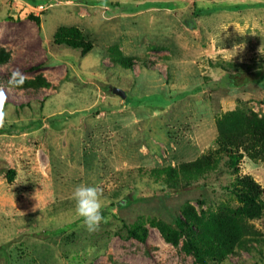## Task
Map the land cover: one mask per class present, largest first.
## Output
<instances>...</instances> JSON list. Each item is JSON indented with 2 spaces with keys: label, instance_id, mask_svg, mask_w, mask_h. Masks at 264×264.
<instances>
[{
  "label": "rangeland",
  "instance_id": "obj_1",
  "mask_svg": "<svg viewBox=\"0 0 264 264\" xmlns=\"http://www.w3.org/2000/svg\"><path fill=\"white\" fill-rule=\"evenodd\" d=\"M228 62L264 68V0H0V90L14 109L0 131V264H195L184 236L174 245L158 225L236 207V175L264 202V164L245 154L235 174L221 155L186 188L155 179L214 149L219 117L264 119V80L228 88ZM80 184L103 190L107 223L94 233L75 211ZM247 225V248L217 264H264V214Z\"/></svg>",
  "mask_w": 264,
  "mask_h": 264
},
{
  "label": "trees",
  "instance_id": "obj_2",
  "mask_svg": "<svg viewBox=\"0 0 264 264\" xmlns=\"http://www.w3.org/2000/svg\"><path fill=\"white\" fill-rule=\"evenodd\" d=\"M196 11L195 16L201 13L199 9ZM34 20L38 23L39 17L35 16ZM57 37L62 38L63 35L58 33ZM68 42L75 47L79 45L75 40L70 39ZM87 50L88 47L82 48L83 53ZM219 64L218 66L226 71L223 83L228 88L264 80L263 67L247 73L233 62ZM228 67L237 69L231 73L227 71ZM217 123L219 131L214 142L216 146L214 149L177 167L167 166L164 168V177L159 176V172L156 171L161 180L158 177L155 179L167 188H186L192 180L216 170L221 155L227 157L229 166L234 169L233 174L237 171L236 160L244 154L251 160L264 164V119L258 118L254 113L248 114L237 109L219 117ZM25 128L24 126L21 129ZM226 190L237 201L236 207L223 208L218 213L206 216L205 222L199 221L197 225L190 217L182 218L178 215L175 219L178 230L174 232L168 231L164 224L158 225L163 238L174 245L177 244L179 236H184L182 248L188 254L195 256V264H217L234 250L233 247L236 244L238 247L247 248L243 239L249 228L247 221L260 218L264 214L263 189L250 175L241 177L236 175L233 181L226 185ZM126 227L129 236L141 242L145 240L146 230L142 229L141 223L126 225Z\"/></svg>",
  "mask_w": 264,
  "mask_h": 264
},
{
  "label": "clouds",
  "instance_id": "obj_3",
  "mask_svg": "<svg viewBox=\"0 0 264 264\" xmlns=\"http://www.w3.org/2000/svg\"><path fill=\"white\" fill-rule=\"evenodd\" d=\"M27 77L19 71H13L9 77L8 84L11 87L22 88ZM9 110H13L7 104V95L0 90V129L4 128L9 118ZM103 190L95 185L80 184L75 186L72 198L75 202V211L83 221V227L94 233L100 230L107 218L103 214L104 205Z\"/></svg>",
  "mask_w": 264,
  "mask_h": 264
},
{
  "label": "water",
  "instance_id": "obj_4",
  "mask_svg": "<svg viewBox=\"0 0 264 264\" xmlns=\"http://www.w3.org/2000/svg\"><path fill=\"white\" fill-rule=\"evenodd\" d=\"M110 89H111L112 93L117 94L122 98H125L126 93L123 89H121L119 87H111Z\"/></svg>",
  "mask_w": 264,
  "mask_h": 264
}]
</instances>
